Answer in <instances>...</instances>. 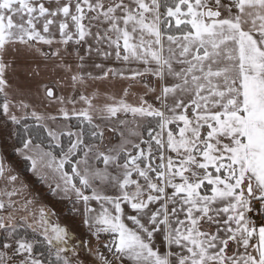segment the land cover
<instances>
[{"label": "snow or ice", "instance_id": "obj_1", "mask_svg": "<svg viewBox=\"0 0 264 264\" xmlns=\"http://www.w3.org/2000/svg\"><path fill=\"white\" fill-rule=\"evenodd\" d=\"M0 181V264H264V0H0Z\"/></svg>", "mask_w": 264, "mask_h": 264}, {"label": "rangeland", "instance_id": "obj_2", "mask_svg": "<svg viewBox=\"0 0 264 264\" xmlns=\"http://www.w3.org/2000/svg\"><path fill=\"white\" fill-rule=\"evenodd\" d=\"M5 156L7 157V163H9L14 169V173L20 177L21 181L28 185V188L22 195L14 197L13 199L23 201L25 197L31 196L35 198V203L32 205L33 209H38L40 205H45L54 211L57 215L51 217V219L54 222L58 220L62 225H66L74 236V239L70 241V244H75L83 239L92 240L82 228L79 218L71 215L69 211L71 205L67 201L61 200L57 196H53L49 192L47 186L28 171L27 162L16 157L13 153L5 152ZM17 186H19V183ZM3 188L4 184L0 181V190H3ZM92 243L94 244L95 242L92 241ZM79 255L85 261V264H91L94 260V257L87 252V250L82 249Z\"/></svg>", "mask_w": 264, "mask_h": 264}, {"label": "crops", "instance_id": "obj_3", "mask_svg": "<svg viewBox=\"0 0 264 264\" xmlns=\"http://www.w3.org/2000/svg\"><path fill=\"white\" fill-rule=\"evenodd\" d=\"M88 252V251H87Z\"/></svg>", "mask_w": 264, "mask_h": 264}]
</instances>
